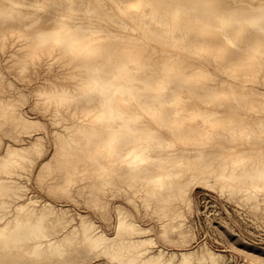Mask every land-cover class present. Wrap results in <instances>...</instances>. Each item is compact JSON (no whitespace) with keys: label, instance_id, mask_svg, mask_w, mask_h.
<instances>
[{"label":"bare ground","instance_id":"obj_1","mask_svg":"<svg viewBox=\"0 0 264 264\" xmlns=\"http://www.w3.org/2000/svg\"><path fill=\"white\" fill-rule=\"evenodd\" d=\"M107 19L112 23L88 38ZM17 32L24 42L16 47L93 54L87 58L86 52L76 63L95 66L84 83L93 89L76 95L87 94L83 108L95 113L94 126L81 143L69 134L65 146L83 142L113 173L132 170L152 183L147 192L162 200L172 196L177 204H190L196 187L218 185L246 198L262 192L264 201V97L246 108L249 117L239 112L240 104L226 108L221 102L228 94H247L239 74L252 63V75L264 76V0H0V34ZM52 88L40 87L42 93ZM255 92L248 87V94ZM6 103L1 101L4 108ZM141 114L154 123L139 125ZM203 117L205 126L199 121ZM14 120L23 128L38 124L19 112ZM84 121L60 126L67 132ZM34 141L27 147L4 145L0 168L9 173L10 165L30 160L29 154L38 151ZM20 191L21 185L0 178V256L63 255L78 242L88 251L139 264L216 263L217 254L206 243L193 251H166L149 227L120 209L112 235L83 215L74 223L67 209L48 202L36 209L26 208L27 201L12 214L7 201L21 200ZM55 225L63 230L59 238L49 233Z\"/></svg>","mask_w":264,"mask_h":264},{"label":"rangeland","instance_id":"obj_2","mask_svg":"<svg viewBox=\"0 0 264 264\" xmlns=\"http://www.w3.org/2000/svg\"><path fill=\"white\" fill-rule=\"evenodd\" d=\"M111 23L112 19L102 20L94 26L93 32H89L88 38L97 34L94 29L97 30L100 25ZM23 42L22 32L0 34V153L8 143L27 147L36 143L34 140L39 142L38 153H30V160L10 165L9 173L0 168L3 181L21 185L19 193L22 199L8 200L6 204L12 214L17 212L18 204L30 201L26 208L39 209L48 202L57 210L67 209L75 218L74 223L78 221V215H83L112 235L116 231L117 209H120L134 223L149 227L150 235L166 251H193L198 245L206 243L217 254V259L216 263L208 261L201 264H264L262 192H259L260 196L258 192L254 193L257 198H246L236 192H228L225 188L222 191L218 185L212 190L198 186L191 194L190 204H177L172 196L162 200V196L147 192L153 184L147 183L143 176L144 180H141V175L134 174L132 170L129 173L132 172L136 177L126 172L120 175L113 173L111 165L92 156L83 142L67 145L70 147L74 144L70 148L65 146L69 134L71 139L80 140L94 126L95 113L83 108L87 94L76 95L93 89V86H85L84 83L87 76L95 72V66L82 68V65H76L78 60L84 61L82 58H85L86 52H89L87 58L93 54L86 49L66 53L44 46L16 47ZM17 48L19 51L15 50ZM75 55L77 57L73 60ZM252 64L242 73L245 75L239 74V77L247 82L242 92L248 94V87H255V94H228L221 99L226 108L240 104L239 112L248 117L251 112L246 108L256 103L255 98L264 97V76L262 72L255 73L253 78L251 68L255 63ZM44 84H50L53 88L42 93L40 87ZM2 100L8 102L7 108L1 105ZM10 103L13 105L9 106ZM18 112L27 119L36 120L37 126L23 128L17 125L14 114ZM54 117L59 118L61 123L54 122ZM210 118L217 123L219 116L218 119L215 116ZM210 118L206 119L210 121ZM202 119L205 117L199 121ZM81 120L85 121L74 123L67 132L60 126L62 123ZM153 120V117L141 114L138 123L147 126L148 123H154ZM86 124L89 125L86 127ZM50 229L51 237L59 238L63 234L58 225ZM70 247L71 250L63 255L44 252L40 258L39 255L36 258L8 254L0 256V264L7 261H11V264L14 260V264H139L126 256L112 259L99 251H88L78 242H73Z\"/></svg>","mask_w":264,"mask_h":264}]
</instances>
